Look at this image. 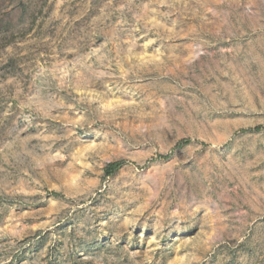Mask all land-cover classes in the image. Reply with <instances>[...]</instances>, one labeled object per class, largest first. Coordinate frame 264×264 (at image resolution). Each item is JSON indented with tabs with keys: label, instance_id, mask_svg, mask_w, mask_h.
<instances>
[{
	"label": "rangeland",
	"instance_id": "1",
	"mask_svg": "<svg viewBox=\"0 0 264 264\" xmlns=\"http://www.w3.org/2000/svg\"><path fill=\"white\" fill-rule=\"evenodd\" d=\"M0 264H264V0H0Z\"/></svg>",
	"mask_w": 264,
	"mask_h": 264
},
{
	"label": "trees",
	"instance_id": "2",
	"mask_svg": "<svg viewBox=\"0 0 264 264\" xmlns=\"http://www.w3.org/2000/svg\"><path fill=\"white\" fill-rule=\"evenodd\" d=\"M261 129L262 127L260 126V127L255 128L254 130L259 131ZM124 164H125V161H116V162L109 163L104 168L105 177L113 176L119 169L122 168ZM55 195L58 196V194H55Z\"/></svg>",
	"mask_w": 264,
	"mask_h": 264
}]
</instances>
